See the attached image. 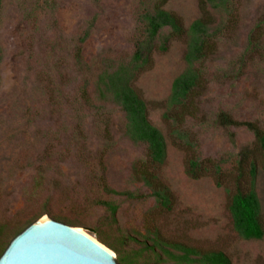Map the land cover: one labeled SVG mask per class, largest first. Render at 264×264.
<instances>
[{
    "label": "rangeland",
    "instance_id": "1",
    "mask_svg": "<svg viewBox=\"0 0 264 264\" xmlns=\"http://www.w3.org/2000/svg\"><path fill=\"white\" fill-rule=\"evenodd\" d=\"M150 3L0 0V253L31 220L54 211L97 239L121 242L135 264H184L143 250L149 217L168 239L222 250L232 264H264V237L244 239L235 232L225 188L212 175L195 179L186 173V152L173 142L163 119L172 83L187 66V37L172 38L168 50L155 51L134 81L151 122L166 136L167 158L157 171L174 192L173 209L160 213L148 189L132 176L144 147L125 134L120 107L99 98L96 80L103 69L130 59L140 16ZM238 3L239 23L220 45L217 66L240 56L264 10V0ZM165 7L186 27L201 16L198 0H172ZM86 84L88 103L81 92ZM201 101L202 116L188 127L198 136L203 157L228 159L229 167L241 149L254 144V136L245 127L219 125L216 116L225 111L263 124L264 71L248 68L239 78L215 81ZM100 176L106 188L97 183ZM256 189L264 216L261 167ZM97 198L117 205L116 220Z\"/></svg>",
    "mask_w": 264,
    "mask_h": 264
},
{
    "label": "trees",
    "instance_id": "2",
    "mask_svg": "<svg viewBox=\"0 0 264 264\" xmlns=\"http://www.w3.org/2000/svg\"><path fill=\"white\" fill-rule=\"evenodd\" d=\"M170 1L172 0H151L140 16L141 28L130 59L100 71L96 91L100 99H111L120 107L125 117V134L133 143L144 147L145 157L134 166L133 178L148 189L160 213L171 211L176 201L174 192L157 171L167 158L166 136L151 122L147 102L134 87V81L140 71L151 62L155 51L168 50L172 38L187 37L184 55L187 66L172 83L163 119L169 127L173 142L186 152V173L195 179L212 175L217 186L224 187L229 195L227 207L235 232L244 239H262L264 216L256 179L259 168L264 169V123L239 120L225 111L217 114L216 121L219 125L226 128L245 127L253 133L255 140L253 145H247L238 152L229 167L228 159L217 161L203 157L200 154V140L188 126L202 116L201 98L213 82L239 78L248 68L264 71V10L249 34L244 51L223 67L215 65L214 59L225 37L237 29L241 14L239 0H198L201 16L189 27L185 26L176 12L165 7ZM86 38L87 35L81 42ZM77 54L80 60V47ZM81 92L88 103L87 84ZM97 183L107 187L104 176H100ZM39 188L40 184L37 183L34 188L36 194ZM110 192L120 194L113 189ZM126 194L129 197L135 196L132 192ZM95 202L104 206L116 220V204L102 198L95 199ZM42 214L41 212L40 216ZM48 214L67 224L79 225L77 221L61 213L49 211ZM159 229L152 217L146 219L143 250L184 264H232L230 257L222 250L201 249L173 241ZM98 239L118 254L117 260L120 263L135 264L132 257L121 250V242L114 243L101 235Z\"/></svg>",
    "mask_w": 264,
    "mask_h": 264
},
{
    "label": "water",
    "instance_id": "3",
    "mask_svg": "<svg viewBox=\"0 0 264 264\" xmlns=\"http://www.w3.org/2000/svg\"><path fill=\"white\" fill-rule=\"evenodd\" d=\"M0 264H122L97 238L51 217L30 223L9 242Z\"/></svg>",
    "mask_w": 264,
    "mask_h": 264
}]
</instances>
